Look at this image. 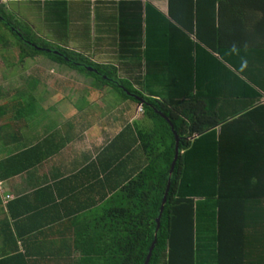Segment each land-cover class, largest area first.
Wrapping results in <instances>:
<instances>
[{
  "label": "trees",
  "instance_id": "trees-1",
  "mask_svg": "<svg viewBox=\"0 0 264 264\" xmlns=\"http://www.w3.org/2000/svg\"><path fill=\"white\" fill-rule=\"evenodd\" d=\"M54 3L63 1L39 6V20L49 24L46 8ZM136 4V14L128 15L136 46L121 35L117 63L95 61L27 25L34 39L0 4L1 26L30 49L13 43L19 61L43 54L119 91L139 105L143 120L154 121L150 128L134 123L145 167L109 198L114 190L104 185V205L87 222L57 228L47 204L20 206L25 195L9 201L13 220L0 219V264H145L155 239L148 264H264V25H245L256 9L264 11V0H169L168 15L150 2ZM121 22L125 30L128 21ZM161 40L170 42L167 60L155 47ZM8 45L0 39V48ZM173 47L175 55L168 52ZM13 106L10 119L19 125L45 112L27 93ZM175 134L180 154L172 170ZM30 152L0 158V178L29 168Z\"/></svg>",
  "mask_w": 264,
  "mask_h": 264
},
{
  "label": "crops",
  "instance_id": "crops-1",
  "mask_svg": "<svg viewBox=\"0 0 264 264\" xmlns=\"http://www.w3.org/2000/svg\"><path fill=\"white\" fill-rule=\"evenodd\" d=\"M20 1L33 2L44 8L45 1L49 0H0V4H4L5 8L9 9L15 6L20 8V4L17 3ZM55 1H63V3H54L51 4V9L46 8L51 20L49 24L42 20L39 22L38 16L34 18L29 15L27 16L29 18H26L28 25H32L35 30L38 27L39 30L47 32V37L52 38V41L72 49L82 50L92 59L100 62H116L120 51L119 45L123 41L120 39L121 35L124 39L127 34L125 40H128L130 45L136 46L135 19L131 17L132 13L136 14L138 11L137 1H141L143 6L146 2H150L166 15L170 10L169 0ZM248 18L251 22L247 24L245 20V25H264V11L261 9H256ZM122 20L128 21L125 30L121 27L124 25ZM230 23L228 25H233L232 21ZM45 24L57 26L46 28ZM37 25L42 26L39 28ZM143 26L145 30V25ZM251 29L253 28L250 27ZM143 33V39H146L147 34ZM37 34L40 35L39 32ZM166 44L170 42L161 40L155 44L157 51L160 52L159 58L163 60H167L164 58L166 50L163 51ZM141 46L142 49L146 47L145 43ZM173 48L175 50L168 49V52L176 53V48ZM119 71L123 74L125 69L119 66ZM142 71L144 72V69ZM140 73H142L141 69L138 72L133 71L132 77L139 76ZM138 107L139 105L135 104L133 107L129 105L120 108L114 117L110 115L109 118H95L94 121L86 116L74 123L69 122L70 119L67 120L63 116L64 113L60 112L61 121L64 123L65 119L67 120L62 130L53 121L52 125L40 126L44 123L43 119H46L44 117L48 115L45 109L43 114L30 121L33 122L32 132L23 131L22 124L27 121L19 125L13 120L15 131L10 134L6 132L9 128L8 124H0L3 127L0 130V158L5 159L30 149L31 152L26 156H30V161L33 163L29 168L15 173L12 177L0 178V219L6 216L11 220L13 212L8 210L7 203L25 195L26 199L22 198L19 201L20 206L47 204V207H50L48 209L50 220L59 223L55 224L57 228H63L60 226L63 223L72 224L75 221L83 223L90 220L97 208L104 205L105 198L102 199L99 196L104 185L114 190L106 196L109 198L115 194L116 190L122 189L128 179L146 165L136 134L137 127L134 126L135 121L143 120V113H139ZM45 152L50 154L38 160L37 155ZM30 161L24 162L27 164ZM90 164L95 165V167L91 166L90 172L98 175L97 177H91L90 172L86 171V167ZM106 165L107 170L103 171ZM9 169L11 171L13 168L10 167L5 172ZM92 182L96 183L94 191L89 189V186L93 187ZM44 188L47 190L43 197L41 190ZM21 212L19 211V219L22 217Z\"/></svg>",
  "mask_w": 264,
  "mask_h": 264
},
{
  "label": "rangeland",
  "instance_id": "rangeland-1",
  "mask_svg": "<svg viewBox=\"0 0 264 264\" xmlns=\"http://www.w3.org/2000/svg\"><path fill=\"white\" fill-rule=\"evenodd\" d=\"M17 3L20 4V8L15 6L14 10L6 8V11L14 15L15 18L12 16L13 20L16 21L17 25H21L20 28L23 25L25 31V29H30L27 26L26 18H29L27 16L32 15L34 18L39 16V6L27 1ZM37 20L40 22L38 18ZM1 25H3L2 22H0V39L7 40L9 47L8 49L0 48L3 49L0 50V124H8L9 128L6 132L9 134L15 131V123L10 119L13 114L12 111L16 109L13 108V104L25 93L33 95L48 113L44 117L46 119H43L44 123H41L40 126L42 124L48 126L53 121L61 130L64 129V124L69 119V122L72 123L79 119L82 120L86 116L93 120L95 118L104 119L109 118L110 115L114 117L122 107L134 106L135 103L131 99H124L119 91L113 89L111 91L109 88L104 89V87L95 85L92 77H86L78 70L52 61L43 54L34 58L28 57L23 62L19 61V48L13 43L19 44L22 50L30 49L16 39L12 31L3 28ZM40 26L42 25H39V28ZM37 31L41 36H48L47 32L39 30L38 27ZM31 32L33 38L36 39L38 35L32 30ZM47 38L49 39V37ZM10 50L12 53L7 54V51ZM119 73L122 75V71ZM98 104L100 105L97 106ZM60 112L64 113L63 116L67 119L64 123L60 119ZM140 113L142 114V112ZM143 122L142 127L154 126V121L147 117ZM35 124L37 125V122ZM31 125L33 122H24L22 124L23 131L32 132L34 128Z\"/></svg>",
  "mask_w": 264,
  "mask_h": 264
},
{
  "label": "water",
  "instance_id": "water-1",
  "mask_svg": "<svg viewBox=\"0 0 264 264\" xmlns=\"http://www.w3.org/2000/svg\"><path fill=\"white\" fill-rule=\"evenodd\" d=\"M175 135H176V147H175V157H174V160H173V163H172V170H173V168L175 167V164H176V162H177V160H178V157H179V154H180V150H179V137H178L177 134H175ZM169 186H170V182H169V184H168V187H167V190H166V194H165V196H164L163 204H164V203L166 202V200H167V191H168V189H169ZM163 209H164V206L162 205L161 210L163 211ZM162 211H161V213H162ZM160 217H161V215H160V216L158 217V219H157L158 224H159V222H160ZM155 241H156V239H155ZM155 241H154V243L152 244V246H151V248H150V252H149V255H148V257H147V260H146L145 264H148L149 258H150V256H151V252H152L153 247H154V244H155Z\"/></svg>",
  "mask_w": 264,
  "mask_h": 264
},
{
  "label": "built area",
  "instance_id": "built-area-1",
  "mask_svg": "<svg viewBox=\"0 0 264 264\" xmlns=\"http://www.w3.org/2000/svg\"><path fill=\"white\" fill-rule=\"evenodd\" d=\"M141 111V109H139Z\"/></svg>",
  "mask_w": 264,
  "mask_h": 264
}]
</instances>
